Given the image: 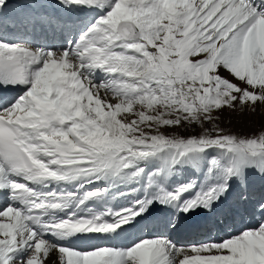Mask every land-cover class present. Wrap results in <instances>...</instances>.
Here are the masks:
<instances>
[{
	"label": "snow or ice",
	"instance_id": "6c2138e0",
	"mask_svg": "<svg viewBox=\"0 0 264 264\" xmlns=\"http://www.w3.org/2000/svg\"><path fill=\"white\" fill-rule=\"evenodd\" d=\"M257 105L264 0H0V264H264Z\"/></svg>",
	"mask_w": 264,
	"mask_h": 264
},
{
	"label": "rangeland",
	"instance_id": "374dc122",
	"mask_svg": "<svg viewBox=\"0 0 264 264\" xmlns=\"http://www.w3.org/2000/svg\"><path fill=\"white\" fill-rule=\"evenodd\" d=\"M217 115L220 128L239 136L250 137L264 129V105H257L255 112L249 111L247 108L243 111L225 108ZM189 134L184 133V135ZM253 180L261 182L257 177H253Z\"/></svg>",
	"mask_w": 264,
	"mask_h": 264
},
{
	"label": "bare ground",
	"instance_id": "6f19581e",
	"mask_svg": "<svg viewBox=\"0 0 264 264\" xmlns=\"http://www.w3.org/2000/svg\"><path fill=\"white\" fill-rule=\"evenodd\" d=\"M51 10V9H50ZM205 234L206 233H204V234H202V236H205ZM186 236H187V234H186ZM181 245H188V244H191L190 242H181L180 243ZM77 246H79V245H77ZM80 247H84V246H80Z\"/></svg>",
	"mask_w": 264,
	"mask_h": 264
}]
</instances>
